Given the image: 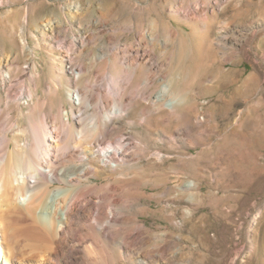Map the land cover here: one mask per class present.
Listing matches in <instances>:
<instances>
[{
    "label": "rangeland",
    "instance_id": "1",
    "mask_svg": "<svg viewBox=\"0 0 264 264\" xmlns=\"http://www.w3.org/2000/svg\"><path fill=\"white\" fill-rule=\"evenodd\" d=\"M228 19L219 37L218 24ZM153 27L173 40L165 56L150 47ZM118 49L121 63L126 51L135 58L141 51L138 62L155 72L147 89L143 74L131 72L127 114L106 139L130 137L127 166L106 162L111 177L87 169L75 182L84 193L69 223L56 233L37 230L41 245L20 238L9 263L22 255L30 264H129L150 251L152 264H232L241 251V264H264V0H0V139L11 127L24 129L17 140L28 155L35 129L44 127L51 144L57 125L54 137L66 152L52 147L53 162L81 164L74 133L65 137L66 126H78L76 90L110 92L121 68L98 61ZM167 81L181 100L174 110L170 96L163 106L156 101ZM24 87L30 96H21ZM239 112L236 140L230 130ZM58 186L65 187L50 190ZM18 201L14 195L15 213ZM115 250L122 261L111 263Z\"/></svg>",
    "mask_w": 264,
    "mask_h": 264
},
{
    "label": "bare ground",
    "instance_id": "2",
    "mask_svg": "<svg viewBox=\"0 0 264 264\" xmlns=\"http://www.w3.org/2000/svg\"><path fill=\"white\" fill-rule=\"evenodd\" d=\"M229 24H230L229 19L227 21L224 20L219 22L218 24L219 37L224 38L225 35L223 34H225L226 31L228 30L227 28ZM152 31L153 33L151 35H148L149 37L148 42L150 44L151 49H154L155 46L159 47V51H161L165 56L166 52L168 51V48L173 44V40H171L169 35L170 33L169 34L167 33V35L165 34V36H163L162 34L159 33L158 30H156L155 27L152 28ZM145 35L146 34L143 31H141L139 38L143 39ZM83 39L84 38L81 37L77 38L76 42L84 45L85 42ZM76 46L77 45L75 44L74 47ZM117 51L119 52H112V51L105 52L103 57L99 58L98 61L103 65H112L114 63H117L121 68V71L118 75L115 76L111 75L113 88L110 92L107 93L105 87H98L95 92V90L91 89L88 85H85L84 88L79 91L76 90L79 103L77 104L75 103L73 107L78 111L77 114L78 126L76 129L74 128L73 131L71 130L72 128L69 125L66 126L67 132L65 131L66 132L65 137L66 139H68V135L71 132L74 133L75 137L72 143L73 149H77L79 151V154H81L80 155L81 157L78 156L80 157L81 164L78 163L79 165L78 164L75 165L72 158H67L70 159L72 161L71 163H73L74 165H70V166L67 165L68 167L65 168L63 167L62 169H59L57 168L56 164L53 162V158L55 156L53 155L54 153L51 152V148L59 147L62 149V146L58 144L59 143L58 140L55 139L54 137L55 132H58L56 130L57 125H55L54 126L55 128L51 131L52 133L51 144H48L45 141L44 127L39 126L35 129L34 131L36 137L35 147L33 150L31 149L32 151L28 155L27 153L26 154L22 153L21 150L23 147L20 148L18 146L19 140H17L18 136L24 133V129L17 127V129L13 131L11 130L13 129V127L10 126L11 127L10 130L5 131L3 136L1 137L0 139V220H2V222L4 221V223H2L4 224V226L3 229L1 228L3 233L1 234L2 240L0 244L1 245L3 244V247L0 249V257L1 260L5 262V264H10L9 262L13 258H15L16 253L14 254V248L16 244H20L19 243L20 238L22 241L24 240L26 242L27 240H36L37 238L39 239L36 240L37 244L40 243L39 245H41L42 243L40 239L42 238L39 237L38 231L44 230L47 231V233L50 231L56 233V228L58 227L63 228L62 227L63 225H67L69 223L70 220L69 217L72 213H74L78 209L80 195L84 193L83 192L81 194L83 188H81L80 186H76L75 182L80 181L88 173H90V171H87V169L92 168V173L94 175L101 173V175L103 174L111 177L109 171L111 167L110 166L108 167L106 162H114L116 167L120 166L119 168L127 164L126 163L127 158L130 155L128 152L129 146L131 145L129 143L130 137H126V135L121 136L116 141L106 140V139L108 138V134L110 133V131L114 130L113 126H115L116 124H120L127 114L125 101H124L125 100L124 85L132 84L134 77L131 75V72L134 70V75L138 71L143 74L142 76H144V84H143L144 89L150 88V86L152 85L151 79H153L155 72L147 64H141V62L140 63L138 62L137 58L140 59V57L143 56L141 51H137L138 54L137 58H135V56L134 57L129 56L128 51H126L127 56H125L122 59V63L120 62V58L118 57V54H120L121 50L118 49ZM95 61H97V59H95ZM83 68H81V72H80L81 74L83 73L82 72ZM81 74L79 75L81 76ZM220 78L221 79L224 78L223 74H221ZM6 79L7 78L3 77L2 81H6ZM169 82L166 85H164L163 89L157 94L156 101L160 102L163 106L164 102L167 101V97L170 96L169 107L172 110H174L175 106L181 100L179 101L178 99L176 100V96L179 95L173 92H169L167 90V88L170 87ZM30 92H31L30 90L24 87L22 89L21 96H30ZM237 115L238 117L235 119V122H233L230 130L231 135L236 140L239 139L238 128L242 127L243 125V117H242L243 114L239 112L238 114H236V116ZM67 124H69L68 120H67ZM10 136L13 137V141L15 142V146H16L15 148H18V150L20 149L21 152L16 151L15 148L11 150ZM89 141H96L98 144L97 147L94 148V146H92V144ZM67 145H68L67 142L66 145L64 143L63 148H66L65 146ZM64 152H66V150ZM68 161L69 160H67V162ZM53 183H58L61 185L64 184L65 187L63 188L61 186L60 187L58 186L53 190H50V185ZM193 186L194 184L192 183L186 184L187 188H192ZM14 195L16 196V199L19 200L18 205L16 204L17 206L16 209L18 211L17 213H15V210L12 211L11 209L14 207V205H12L11 203V200L13 199ZM31 205L34 207L33 210L29 208ZM8 211H12L11 213L13 212L14 213L11 214L9 212L10 213L9 214ZM10 217H15L16 222L10 221L11 220ZM106 219H108V216ZM106 219L104 222H106ZM5 220H7V222H5ZM24 222L26 224H24ZM90 224L92 225V223ZM100 225L103 226L101 223ZM34 229H36V231L38 230L37 234L35 235L38 236L39 238L31 233L30 234L27 233L28 231H32ZM37 244H36L37 248H35V246L34 248L38 250L40 246ZM80 244L82 243L80 242ZM21 248L23 249V246ZM43 249L44 250L46 249L44 245L42 247V250ZM22 251L23 250H21V252ZM89 253L91 254V252ZM39 254L42 255L43 252H40ZM150 254L152 253H150L149 251L147 257H145L142 260H138L137 258H136L137 260H135L133 257H130L129 264L155 263L157 261L156 257L153 254L152 255ZM160 256L163 260H165L164 255H160ZM240 257H241V251H236L231 260V263L232 264L244 263L243 260H239ZM46 258H48V256ZM108 258L111 260V263L121 260V252L119 250H117L116 252L115 250V255L113 257L108 256ZM47 260L49 261V259ZM102 260L103 259H101V261ZM18 261L20 264H30V262L28 260L26 261V259L22 257V255L20 259H18Z\"/></svg>",
    "mask_w": 264,
    "mask_h": 264
}]
</instances>
